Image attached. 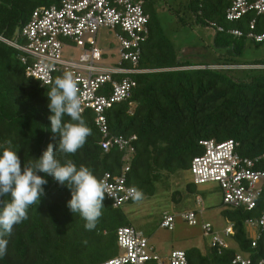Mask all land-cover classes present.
Returning <instances> with one entry per match:
<instances>
[{
  "label": "trees",
  "instance_id": "obj_1",
  "mask_svg": "<svg viewBox=\"0 0 264 264\" xmlns=\"http://www.w3.org/2000/svg\"><path fill=\"white\" fill-rule=\"evenodd\" d=\"M60 1L0 0V35L10 38L16 28L30 19L34 9L57 5ZM150 1L144 0L143 4L150 16V32L140 45L137 64L138 68L149 71L121 76H129L136 85L129 98L113 103L105 111L107 136L96 123L95 111L87 108L82 115L92 130L91 135L75 154L57 153L58 158L62 162L71 159L77 167L88 166L101 179L107 173L124 174L126 185L136 187L142 196L154 195L157 184L171 189L176 172L191 174L192 159L205 151L201 143L204 140L233 139L238 143L237 151L246 158L256 159V168L264 170V68L247 67L255 73H246L244 77L235 76L234 68H230L264 65V57L250 62L237 60L248 45L264 44L249 36L252 32L264 33V14L250 11L231 21L226 17L229 0H188L189 21L215 27V46L223 48L226 55L216 61L194 62L182 58L166 36ZM234 30L242 34H234ZM19 54L0 40V153L10 140L23 168L25 161L39 158L49 143L58 146L59 135L54 137L49 119L53 113L48 107L47 92L53 83L45 84L27 76ZM64 120L69 117L65 116ZM119 135L136 136L130 142L134 148L130 162L123 159L125 150L116 145L108 150L102 146L107 138ZM46 179L45 194L29 208L28 218L5 237L7 248L0 256V264H101L119 255L118 229L133 227L122 208L126 202L115 206L105 194L103 214L96 228L89 231L84 227V219L67 206L71 199L67 185H59L51 175ZM196 186L190 180L186 190L196 192ZM171 197L174 202H180L183 194L175 189ZM9 198L10 194L4 197ZM222 212L234 224L235 232L230 238L237 248L206 245V251L202 252L192 246L185 250L188 264H234L238 250L249 254L254 264L264 259V227L255 228L256 235L252 236L247 225L248 219L260 216L261 208Z\"/></svg>",
  "mask_w": 264,
  "mask_h": 264
},
{
  "label": "built area",
  "instance_id": "obj_2",
  "mask_svg": "<svg viewBox=\"0 0 264 264\" xmlns=\"http://www.w3.org/2000/svg\"><path fill=\"white\" fill-rule=\"evenodd\" d=\"M226 9L228 20H237L250 11L264 14V0H229ZM144 0H61L57 5L41 6L33 10L30 19L17 33L16 40L0 35V40L19 51V58L25 65V73L45 84H52L56 77L70 71L78 79L79 95L83 110L90 108L96 113V123L107 136V118L105 111L115 102L129 98L136 81L122 75L148 72V69L137 67L140 56V45L145 42L150 29V16L145 12ZM255 20L251 22L254 26ZM114 32L120 43V59L114 65H103V49L97 45L100 29ZM234 34L241 35L240 30ZM256 41H264V33L249 34ZM21 38V40H20ZM77 49L65 56L66 49ZM68 53V51H67ZM124 63H130L126 66ZM121 78V79H120ZM136 136L126 138L123 135L107 138L102 146L108 150L116 145L125 150L123 159L130 162L134 148L131 141ZM205 151L195 156L191 163V181L196 185H216L223 194V209L243 208L254 211L261 208L258 218L247 220L248 227H264V170L256 168L257 160L242 156L237 151L238 143L233 139L223 142L214 140L201 141ZM264 156V155H263ZM129 169L126 164L125 170ZM102 179L107 181L115 206L130 201L132 197L125 182V175L111 176L106 174ZM196 203L202 205V199ZM203 209L190 210L181 214L189 225L196 224L197 217ZM176 215L165 213L160 227L173 230ZM205 238L213 235L211 244L218 248L229 246L210 222L202 225ZM230 238L234 234V224L224 229ZM256 245L255 242L252 243ZM119 255L101 264H188L185 250H173L162 258L157 254L149 240L134 227L124 226L118 229ZM236 253L234 264H254L247 253ZM256 264H264L261 259Z\"/></svg>",
  "mask_w": 264,
  "mask_h": 264
},
{
  "label": "rangeland",
  "instance_id": "obj_3",
  "mask_svg": "<svg viewBox=\"0 0 264 264\" xmlns=\"http://www.w3.org/2000/svg\"><path fill=\"white\" fill-rule=\"evenodd\" d=\"M150 1V0H149ZM153 9L160 19L166 36L172 41L182 58L196 61H216L218 58H225V50L215 46L214 38L216 29L213 26L203 25L190 20V13L186 7L188 0H151ZM21 28H16L15 34L10 37L16 40L17 33ZM97 45L103 49L104 55L101 63L103 65H114L120 59V43L114 32L106 28L99 30ZM68 51V53H67ZM78 56V50L66 49L67 57ZM264 57V44L262 46L248 45L244 53L237 56L239 62H250ZM250 68L249 66L245 65ZM245 66H230L234 68V75L244 77L246 73H255V70ZM214 67H219L215 65ZM229 67V66H228ZM262 67V66H257ZM264 68V65H263ZM252 70L251 72H249ZM259 72V71H257ZM192 178L190 172H176L171 179V189L157 184V191L152 196H142L141 199L126 202L122 206L129 220L135 229L141 231L144 237L156 246V252L162 257H168L173 250H186L197 246L202 252L206 251V243L211 244L213 235L205 238L202 225L210 222L215 231L231 246L237 248L231 238L224 234L225 227L229 221L225 218L223 209V194L216 185H197L196 192H188L186 183ZM178 189L182 192L183 198L180 202H174L171 193ZM201 198L203 204L198 205L196 199ZM193 209H203L197 217L196 224L189 225L181 212H188ZM164 212L175 213L176 225L173 230L160 227V220ZM250 235L255 236L256 230L249 228ZM238 253L245 255L242 251Z\"/></svg>",
  "mask_w": 264,
  "mask_h": 264
},
{
  "label": "clouds",
  "instance_id": "obj_4",
  "mask_svg": "<svg viewBox=\"0 0 264 264\" xmlns=\"http://www.w3.org/2000/svg\"><path fill=\"white\" fill-rule=\"evenodd\" d=\"M257 66L263 67L249 65ZM79 92L78 79L70 71L56 77L53 86L48 89V107L53 113L49 117L51 132L54 137L59 135L58 146L49 143L39 158L25 161L22 168L18 151L10 140L5 142L6 146L0 153V256L6 252L5 237L11 235L15 225L28 218L29 208L45 194L47 175L71 190L67 206L72 213L84 219L86 230L96 228L103 214L105 194L112 197L107 181L98 178L88 166L77 167L71 159L62 162L57 156V153L75 154L91 135L92 130L82 115ZM65 116L69 120L65 121ZM9 194L10 198L4 199ZM129 195L136 200L142 198V192L136 187L130 189Z\"/></svg>",
  "mask_w": 264,
  "mask_h": 264
},
{
  "label": "crops",
  "instance_id": "obj_5",
  "mask_svg": "<svg viewBox=\"0 0 264 264\" xmlns=\"http://www.w3.org/2000/svg\"><path fill=\"white\" fill-rule=\"evenodd\" d=\"M202 204H203V202H202ZM185 212V211H184ZM184 212H181L180 213V216H181V214L182 213H184ZM165 213H167V212H164L163 214H162V216L165 214ZM168 213H172V212H168ZM173 214H175V213H173ZM162 218V217H161ZM161 221V220H160ZM134 227V226H133ZM135 228V227H134ZM142 235H143V233L141 232V231H139ZM144 236V235H143ZM148 239V238H147ZM150 242V241H149ZM150 244L153 246V248H154V250H155V252H156V246L153 244V243H151L150 242ZM206 245H208L207 243H206ZM181 250V249H180ZM157 253V252H156ZM158 254V253H157Z\"/></svg>",
  "mask_w": 264,
  "mask_h": 264
}]
</instances>
